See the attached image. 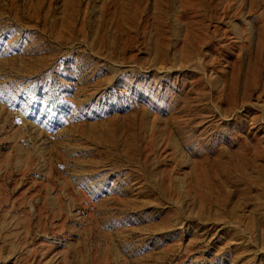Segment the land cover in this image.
Segmentation results:
<instances>
[{"label": "rangeland", "instance_id": "obj_1", "mask_svg": "<svg viewBox=\"0 0 264 264\" xmlns=\"http://www.w3.org/2000/svg\"><path fill=\"white\" fill-rule=\"evenodd\" d=\"M0 264H264V0H0Z\"/></svg>", "mask_w": 264, "mask_h": 264}]
</instances>
